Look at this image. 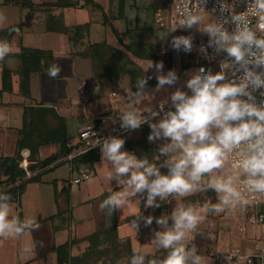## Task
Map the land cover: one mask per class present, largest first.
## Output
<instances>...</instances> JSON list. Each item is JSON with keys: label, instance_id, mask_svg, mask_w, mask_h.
<instances>
[{"label": "clouds", "instance_id": "1", "mask_svg": "<svg viewBox=\"0 0 264 264\" xmlns=\"http://www.w3.org/2000/svg\"><path fill=\"white\" fill-rule=\"evenodd\" d=\"M207 2L190 0L181 12L178 26L169 32L197 25L208 36L207 45L199 49L202 54L207 55V48L217 54L226 53L218 63L219 71L213 73L201 66L188 72L184 90L176 87L157 108L140 107L142 101L152 99L145 91L147 80L152 77L142 75L118 115L122 129L135 130L147 123L148 141H163L157 153L151 160L138 157L122 150L125 139L118 136L97 139L93 145L100 146L101 161L110 169L106 178L109 182L114 180L118 188L101 202L102 209L138 207L141 199L145 208H158L159 201L165 202L169 196L208 190L216 194L215 203L179 202L168 214L140 217L145 226L151 225L153 219L160 226L153 230L150 242L166 254L162 258L146 257L143 247H134L129 264H202L203 256L195 245L185 243L198 224L209 213L227 214L248 204L249 194H264V0H242L246 9L239 13L233 10L234 2L217 0L220 13H228L223 20L205 11ZM250 16L255 18V25ZM4 19L0 15V22ZM229 23L233 25L231 31L225 27ZM168 33L159 38L165 39ZM192 39L191 35L173 36L170 46L190 52ZM9 52V42L0 39V59ZM153 67L157 81L154 91L177 83L175 70L162 74L163 63L153 65L149 60L146 70ZM59 71L52 65L48 74L55 77ZM257 91L259 100L254 95ZM154 118L158 119L153 122ZM85 180L93 183L95 177L89 175ZM10 201L11 195L0 190V237H17L38 227L34 217L10 216ZM130 224L134 231L138 230L136 219Z\"/></svg>", "mask_w": 264, "mask_h": 264}, {"label": "crops", "instance_id": "2", "mask_svg": "<svg viewBox=\"0 0 264 264\" xmlns=\"http://www.w3.org/2000/svg\"><path fill=\"white\" fill-rule=\"evenodd\" d=\"M4 1L0 0V15L5 18L0 22V30L17 24L21 25V30L15 33L9 42L10 52L3 59H0V184L23 175V171L18 165L21 159L26 158L31 167L60 152L58 144H47L41 146L35 157L32 158L29 149H18L19 131L22 128L23 110L26 106L42 105L55 108L65 120L68 139L76 144L78 141L76 135L79 130L93 123L96 117L110 113L108 93L115 92L123 95L124 102L121 105V110H123L130 92L127 89L123 91L113 90L111 86H108L112 80H105L103 87L99 85L100 87L97 89L101 91L92 97L94 104L90 111L84 110L90 102L85 97L87 104L83 105L80 102L83 111L78 112L79 109L75 107L76 103L72 104L65 101L61 104H54L55 100L60 99V97H53L50 93H41L43 89L41 85V91H39V99L41 100L34 98V80H36V76L46 73L40 72L31 75L30 97L24 98L19 92L17 75L21 64L17 58L13 57L21 51L22 47L51 53L55 66L57 59L61 57L63 64L69 68V66H74V60L80 57L79 53L87 49L89 45L106 42L118 50L127 52L134 63L146 74L155 78L156 72L153 68L146 70L142 67L145 61L152 59L136 58L126 50V47L132 43H143L150 53L160 58L156 61H167L171 66L170 70L176 71V64H178V68L182 69L184 75L189 69L188 59L185 67L182 68L181 66L182 54L179 52L182 53V50L171 51L172 49H170L168 54L162 48V39L160 38L154 42L142 39L143 41L130 43L125 39V34H128L130 30L127 26L129 22L134 26L130 30L131 32L146 31L147 24L144 11L150 10L155 16L157 9L165 8L172 0H90L99 5L100 8L87 4L86 0H80L73 7L68 8L53 6L57 0H31L34 5L32 9L6 5ZM72 1L75 2V0ZM72 9L83 11V13L74 17L73 13H69ZM49 15L60 18L67 27L88 23L90 25L89 35L84 39V47L71 46L65 34L48 32L46 20ZM161 22L163 24V21ZM122 25L123 27L126 25L127 30H124ZM149 46L153 49L152 51ZM157 46H161V48H157ZM66 47L69 48V53L55 52L58 51V48L64 51L63 49ZM4 69L12 72V89L9 90L3 89L2 74ZM162 74H166V72L164 71ZM155 85L148 87L146 92L152 93ZM172 87L167 94L159 97L158 101L148 104V101L144 100L140 107L157 108L158 104L166 99L171 91L175 90L176 85L174 84ZM141 137H143V133L140 130H135L123 137L125 144L122 150L132 151L138 157H148L137 145L141 141ZM129 143H132V146H129ZM158 148L159 146H154L151 150L154 152ZM95 155L97 159L93 162L79 161L75 170L71 169L67 162L55 164L42 170L36 176L22 180L19 187L6 191L11 195L10 216H18L20 219L34 217L38 227L25 231L17 237H0V264H57L55 252L57 247L74 239H82L97 230L112 227L115 228L120 241H128L131 251L134 247H143L146 257L161 255L162 258L166 254L165 250L156 249L150 242L153 230H159L160 226L156 224L155 219L151 225L145 226L140 217L152 215L155 218L162 214H168L175 204L180 202L179 198L172 200L169 196L165 202L159 201L160 207L158 208H145L144 201L141 199L138 207L132 205L113 211L108 208L102 209L100 207L101 202L110 192L116 191L118 188L114 180L109 182L106 178L105 173L110 169L101 161L100 147ZM81 172H88L94 176V182L73 183V180ZM189 199L190 197H185L182 202L190 201ZM205 200H211L215 203L216 194L214 193L211 197L205 196ZM137 213H139L138 216H136ZM133 219H136L139 225L138 230L135 231L130 224ZM236 224L237 222L230 220L223 213H209L198 224L197 230L186 238L185 243L188 246L195 245L198 254L203 256L202 264H215L211 255V248L235 247L242 252L253 251L257 244L255 240L257 228L247 225L243 229L242 225ZM79 248L84 249L85 245L81 243L72 246L70 249L71 256L79 255Z\"/></svg>", "mask_w": 264, "mask_h": 264}, {"label": "trees", "instance_id": "3", "mask_svg": "<svg viewBox=\"0 0 264 264\" xmlns=\"http://www.w3.org/2000/svg\"><path fill=\"white\" fill-rule=\"evenodd\" d=\"M80 0H57L53 6L57 7H73ZM87 4H91L100 8L96 3L86 0ZM6 5H16L20 8H33L31 0H5ZM90 25L88 23L67 27L60 18L49 15L46 20V30L48 32H58L67 35L71 46L84 47V39L89 35ZM21 30V25L17 24L12 27L0 30V39H6L8 42L14 37V34ZM126 50L139 59L160 60L158 56L150 53L148 48L143 43H132L126 47ZM79 56L84 59H89L94 70V78L103 87L105 80H112L120 75L127 76L130 81L131 91H135L136 79L140 76L148 77L136 63H134L127 52L118 50L106 42L95 43L89 45L87 49L81 51ZM20 61V69L17 72L19 80V92L24 98L30 97V79L33 73L47 72L49 67L53 65V56L51 53L43 50L22 47L21 51L13 55ZM12 72L7 69L3 70L2 80L3 89H12L11 84ZM155 78L147 80L145 91L148 87L156 84ZM61 104V103H59ZM143 133L141 141L137 144L140 150L151 158L153 144L146 139L148 131L140 130ZM68 135L65 120L60 116L53 107L45 106H26L23 110V123L19 131V140L17 143L18 149H29L32 158L38 152V149L47 144H58L60 152L48 159L38 162L36 166H31V169L37 167H45L52 162L64 157L72 152V147H68ZM132 143H129V146ZM98 148H92L83 156L77 157L76 161L84 163L93 162L97 159L95 155ZM214 192L211 191L210 195ZM209 195V196H210ZM211 197V196H210ZM117 247L124 243L127 249V257L132 255L130 245L127 242H122L117 237L115 228H107L97 230L92 234L82 238L74 239L70 242L61 245L55 249L57 254V264H100L107 254L106 245ZM85 244L83 252L77 256H71L70 249L76 244Z\"/></svg>", "mask_w": 264, "mask_h": 264}, {"label": "built area", "instance_id": "4", "mask_svg": "<svg viewBox=\"0 0 264 264\" xmlns=\"http://www.w3.org/2000/svg\"><path fill=\"white\" fill-rule=\"evenodd\" d=\"M228 3L234 2L233 10L236 13L242 12L246 9V4L242 2V0H227ZM190 0H172L164 8V14H161L159 11L155 13V18H157L158 24L165 26L169 31L173 26H178V21L181 18V12L185 6V4H189ZM205 11L213 14L215 18L223 20L225 16L228 15L227 12L221 14L220 7L217 0H208L207 4L204 5ZM215 9V11H213ZM252 20L253 25H255V18L249 17ZM161 21H164L165 24ZM174 21L177 22L174 24ZM230 31L233 27L231 23L225 25ZM171 39L173 36L179 35H191L192 39V58L188 60L189 69L184 73L185 80L188 78L187 73L190 71H194L195 69L203 66L205 69H211L213 73L219 71L218 63L220 60L226 57V53H215L212 48H207V55L202 54L199 49L202 45H207L208 38H203L202 36L196 35L192 32L191 28L186 27H177L174 31L170 32ZM217 68V70H216ZM99 83L94 80L93 82H82L80 84L79 93H80V102L83 105L87 104V100L85 99V94L89 93L92 89H99ZM173 92V91H171ZM169 93V95L171 94ZM168 95V96H169ZM257 96V99H261L259 96V91L254 93ZM110 113L108 115H102L100 117H96L93 120V123L86 125L81 130L78 131L76 138L77 143L73 144L70 140H68V147H72V152L68 155L59 158L58 160L52 162L51 164L45 167H37L35 169L30 168V163L27 162L26 158L21 159L19 161V167L23 171V175L19 178H15L14 180H9L0 184V190L6 192L7 190L19 187L22 184V180L30 178L32 176H36L42 170L46 168H50L55 164L61 162L69 163L71 169H77L79 165V161H76L77 157L83 156L86 152H88L92 148H99V145H95L97 139L103 140L108 136H118V137H126L128 134L132 133L135 130L145 129L149 134L148 124L145 123L140 126V128L132 130V129H122L120 127L119 114L122 111L121 105L124 102L123 95L115 92H110L107 94ZM166 106V109L167 110ZM154 118L153 122H155ZM147 134V136H148ZM146 136V139H147ZM148 141V139H147ZM154 146H160L163 141H148ZM91 175L88 172H81L78 177L73 180V183L79 184L81 182L86 181L85 177ZM180 196H175L174 198L171 196L172 200H177ZM249 203L242 206L237 207L234 211L228 212L227 214L223 213L226 217L234 221H240L242 223V228L245 229L248 225H252L257 228V233L255 235V240L257 242L256 247L253 251L250 252H242L240 249L235 247L228 248H211V255L215 264H264V194H249L248 195ZM195 236V235H194ZM193 236V240H194Z\"/></svg>", "mask_w": 264, "mask_h": 264}, {"label": "rangeland", "instance_id": "5", "mask_svg": "<svg viewBox=\"0 0 264 264\" xmlns=\"http://www.w3.org/2000/svg\"><path fill=\"white\" fill-rule=\"evenodd\" d=\"M158 11L161 14L165 15L163 7L160 9H157L156 12H158ZM144 12H145V22L147 24L146 25L147 26L146 31L140 30V31L131 32L130 30L132 28H134V26L131 22H129L127 26H128V28H130V30L128 31L129 32L128 34H125V39L127 40V42H129V43L130 42H138L142 39H145V40L147 39V40H150V42H154V41L158 40V38L161 34H167L169 32V30L165 26L158 24L157 18H155L152 11L147 10ZM69 13H73L74 17L75 16L77 17V16L81 15L83 13V11L72 9V11H69ZM211 16L214 17L213 14H211ZM163 23L165 24L164 21H163ZM122 28H124V30H127L126 25H124V27L122 25ZM191 30L196 35L202 36L203 38H208L207 34L201 32L197 25H193ZM170 41H171V35L169 32L168 35L165 37V39L162 40V45H161V46H163L162 48H164V50H166L168 52V54L170 53V49H172L171 51H173V50L177 51L176 49H173L170 46ZM161 46L160 47L157 46V48H161ZM149 48H150V46H149ZM57 50L58 51H55L57 53H59V52L69 53L70 52L69 48H67V47L65 49H63L64 51L59 50V48ZM150 50L152 51L153 49L150 48ZM179 54H182L181 58H180V63H181L182 68H184L186 65L187 59L189 60L193 56L192 51L184 52L182 50V53L179 52ZM151 61L153 62V65H155V63L159 62L156 60H151ZM148 62L149 61H145V63L143 64L142 67L144 69L147 68ZM161 62L163 63L162 73L164 71L167 72L168 70H170L171 66L169 63H167V61L163 60ZM56 66L59 67L60 71L58 72V74L55 77L50 76L48 74V72H46L43 75L36 76V78H35L36 80H34V84H33L34 85V98L36 100H41V99H39V91H41V87H40V85H41L43 88L41 93L42 92L43 93H50V95H53V97H60V99L55 100L54 104L57 105L59 103L65 102V101L70 102L72 104L76 103L75 104L76 109H79L78 112H81L83 107L81 106L82 104L80 103V98H79L80 97V93H79L80 84L82 82H89L90 83V82H93L95 80L94 79V70H93L91 61L89 59H84L82 57H79V58H76L74 60V66L73 67L69 66V68H67L66 65L63 64V58L59 57L57 59ZM153 69L155 70L154 67H153ZM147 70H149V69H147ZM216 70H217V68H216ZM176 73H177L179 79L175 85H176V87H181V89L184 90L183 84H184L185 79H184V75L182 73V69L178 68V64H176ZM62 77H64L65 79H58V78H62ZM108 84H109L108 86H111V88L113 90H116V91H123L124 89L131 90L130 81H129V78L127 76L120 75V76L112 79V81ZM172 88H173L172 86L165 85L158 92L153 90L152 93H150V95L152 96V99L147 100L148 104H153L154 101H158L159 97L163 96V94H165V93L167 94ZM92 90H94V91H92ZM92 90H91V92L85 94V96L90 101L89 104L87 106H85V108H84V110L86 112H89L92 105L94 104L92 97L96 93L101 91V90H97V89H92ZM147 101H145V102L147 103ZM151 152H152V154H156L157 150H155L154 152L153 151H151ZM151 158H150V160H151ZM161 171L166 172V169H161ZM211 191L212 190H208L207 192H196V193H193V194H190L187 196H180L179 200H180V202H182L185 197H190V199H189L190 201H193V202L198 201L200 203H203L204 201H206L205 196L206 197L213 196V195H210ZM232 221H234V220H232ZM234 222H237V224L239 226L242 225V223L240 221H234ZM106 247H108L107 254L103 258V260L100 262V264H129V258L126 255L127 249H126V246L124 243H121L119 246L114 247V246L110 245V242H108ZM82 252H83V249L79 248L78 254H80Z\"/></svg>", "mask_w": 264, "mask_h": 264}]
</instances>
